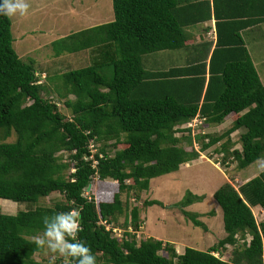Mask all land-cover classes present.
<instances>
[{
  "label": "trees",
  "instance_id": "1",
  "mask_svg": "<svg viewBox=\"0 0 264 264\" xmlns=\"http://www.w3.org/2000/svg\"><path fill=\"white\" fill-rule=\"evenodd\" d=\"M111 2V22L51 44L55 56L84 50L92 55L88 66L55 78L71 118L44 97L46 86L35 63L17 55L11 20L0 15V199L27 207L16 214L0 211V264H51L34 259L41 251L34 238L43 235L45 217L70 211L79 213L82 230L76 239L91 249L95 264H264V221L257 222L253 213L264 209V170L237 188L225 182L214 192L225 236L205 251L187 247L178 254L170 242L137 241L128 231L141 227L136 206L124 214L121 239L106 226L124 213L127 204L120 194L139 199L152 179L179 170L218 143L221 164L232 159L243 170L264 161V83L244 40L264 25V0ZM211 20L215 40L188 46L187 30ZM191 48L195 52L185 66L143 67L145 55ZM197 116L202 128L233 121L220 134L199 133L196 150L192 130L182 125ZM239 131L240 150L230 138ZM13 134L14 141L4 142ZM92 141L95 153L89 149ZM95 178L117 183L112 201L86 197ZM53 194L62 200L41 203ZM203 199L187 191L176 206L207 232L194 213L184 210ZM228 246L230 260L223 261Z\"/></svg>",
  "mask_w": 264,
  "mask_h": 264
},
{
  "label": "rangeland",
  "instance_id": "2",
  "mask_svg": "<svg viewBox=\"0 0 264 264\" xmlns=\"http://www.w3.org/2000/svg\"><path fill=\"white\" fill-rule=\"evenodd\" d=\"M25 2L29 4L26 14L17 13L9 17L12 23L13 48L23 61L32 60L35 63L34 68L37 74L41 75L40 83L46 86L44 97L58 103L61 113L71 118L70 111L65 108L63 100L58 96L56 88L58 81L55 78L69 70L88 66L91 64L92 55L89 50H84L72 54L63 52L55 56L51 44L72 33L109 22L114 18L112 2L111 0H25ZM19 22L22 23L21 26ZM248 35L251 36L249 38L244 36V40L258 75L264 83V25L257 27ZM184 58L185 49L166 50L143 56L142 64L147 70L162 71L182 66ZM70 98L74 97L70 95ZM230 121V118L225 119V125L217 128L215 126L194 128L193 136L189 135L194 148L200 150L201 144L195 139L199 133L220 134L230 126ZM240 133L235 132L230 136L235 145L234 149H241ZM182 136L186 138L187 135L180 133L179 137ZM12 138L4 142L14 141V134ZM221 143L202 152L193 163L181 165L179 170L173 173L152 179L149 189L143 191L139 199H135L131 193L120 194L121 201L127 206L123 207L124 213L118 216L116 224L114 222L106 225L112 228L113 235L119 239L123 237L124 214L128 207L130 209L136 206L140 210L139 220L142 227L138 234L135 233L137 241L152 237L164 243L170 242L176 252L182 254L187 247L205 251L222 239L225 236L222 210L213 198L214 192L225 182H229L235 188L239 187L264 170V161L258 160L243 170L239 169L232 159L225 162L226 164L217 165V161L222 162V155L216 151ZM124 145L121 144L118 148H123ZM186 147L190 150L189 146ZM187 191L204 197L202 201L193 203L184 210L194 213L197 219L207 226V232L193 226L176 206ZM117 192L116 182L100 181L95 178L90 188L86 189L85 195L96 202H110ZM57 200H62L59 194H53L40 201L44 205H51L52 201ZM145 200H158L162 202V206L145 207L143 205ZM24 206L0 199V211L3 214H16L18 211L26 210L27 207ZM253 213L257 222L264 221V209H255ZM232 249L230 246L226 248L224 251L226 255L221 257L223 261L230 260ZM214 255L218 256V253ZM34 259L51 264H65L63 257L53 254L46 246L41 247V251L34 255Z\"/></svg>",
  "mask_w": 264,
  "mask_h": 264
},
{
  "label": "clouds",
  "instance_id": "3",
  "mask_svg": "<svg viewBox=\"0 0 264 264\" xmlns=\"http://www.w3.org/2000/svg\"><path fill=\"white\" fill-rule=\"evenodd\" d=\"M28 9L29 4L25 0H0V15L9 17L17 13L24 15ZM195 119L202 120L198 116L193 120ZM199 126L201 125H198L196 128ZM182 128L188 127L187 125H182ZM91 144L95 146L93 141ZM96 164L97 161H93V167ZM78 216V212L70 211L67 213H57L52 217H45L43 221L45 226L43 235L35 237L34 242L38 247L46 246L47 250L53 254L63 257L65 264H95L96 258L91 249L76 239L78 232L82 230Z\"/></svg>",
  "mask_w": 264,
  "mask_h": 264
},
{
  "label": "crops",
  "instance_id": "4",
  "mask_svg": "<svg viewBox=\"0 0 264 264\" xmlns=\"http://www.w3.org/2000/svg\"><path fill=\"white\" fill-rule=\"evenodd\" d=\"M113 19H110L109 22H111ZM20 23V22H19ZM22 23H20L21 26ZM208 26L210 29L204 33L201 31V29H203L204 27ZM187 32L189 34H191V37L189 38V40L187 41L188 46H191L192 44H197L200 43L202 41H214L215 40V32H214V20H211L210 22H207L203 25H199L193 28H190L187 30ZM202 32V33H201ZM209 35L210 37L206 36ZM195 50L193 48L191 49H185V58L183 59V64L182 66H185L186 64H188V60L191 58V56L194 54ZM189 58V59H188ZM182 66H177V67H182ZM231 119V118H230ZM233 120L231 119L230 124ZM225 125V124H222ZM220 125V127L222 126ZM218 127V126H217ZM229 127V126H228ZM194 161H192L193 163Z\"/></svg>",
  "mask_w": 264,
  "mask_h": 264
},
{
  "label": "built area",
  "instance_id": "5",
  "mask_svg": "<svg viewBox=\"0 0 264 264\" xmlns=\"http://www.w3.org/2000/svg\"><path fill=\"white\" fill-rule=\"evenodd\" d=\"M202 120H198V119H195V120H193L191 123H188L187 124V127L188 128H191L192 130L194 129V128H196L198 125H201L202 124ZM90 150H91V152H95L96 151V149L94 148V145L93 144H91L90 145ZM221 164V161H217V165H220ZM216 166V165H215ZM217 167V166H216ZM107 229H109L108 227H107ZM128 231H130L132 234H134L135 235V233H137L138 234V232H133L132 231V227H129V229H128Z\"/></svg>",
  "mask_w": 264,
  "mask_h": 264
},
{
  "label": "water",
  "instance_id": "6",
  "mask_svg": "<svg viewBox=\"0 0 264 264\" xmlns=\"http://www.w3.org/2000/svg\"><path fill=\"white\" fill-rule=\"evenodd\" d=\"M90 188V186L88 187V189Z\"/></svg>",
  "mask_w": 264,
  "mask_h": 264
}]
</instances>
